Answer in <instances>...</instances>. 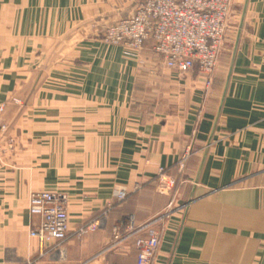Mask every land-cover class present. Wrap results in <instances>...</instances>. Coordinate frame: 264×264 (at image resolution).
I'll list each match as a JSON object with an SVG mask.
<instances>
[{
  "label": "crops",
  "instance_id": "0c3cea01",
  "mask_svg": "<svg viewBox=\"0 0 264 264\" xmlns=\"http://www.w3.org/2000/svg\"><path fill=\"white\" fill-rule=\"evenodd\" d=\"M138 2L0 0V125L14 142L0 157V264H134L130 240L111 246L113 229L124 235L172 198L153 264H264V0L247 1L222 103L232 50L206 88L149 44L129 58L103 42ZM159 168L178 179L163 194ZM41 191L65 197L59 250L29 236L40 217L28 200ZM98 217L100 229L76 234Z\"/></svg>",
  "mask_w": 264,
  "mask_h": 264
},
{
  "label": "built area",
  "instance_id": "2783aa9c",
  "mask_svg": "<svg viewBox=\"0 0 264 264\" xmlns=\"http://www.w3.org/2000/svg\"><path fill=\"white\" fill-rule=\"evenodd\" d=\"M232 0H139L133 14L124 20L106 26L102 40L106 45H119L123 55L138 58L143 46L149 44L152 53L168 70L182 75L196 72L204 78L208 88L213 80L218 56L226 38ZM3 106H0V113ZM7 126L0 125V157L12 151L14 142L6 137ZM190 148L187 146L178 161L181 171ZM156 189L163 194L175 188L178 179L166 175L159 168L156 175ZM135 186L134 189H138ZM119 202L127 200L125 188L114 190ZM173 198L164 213L139 226L130 224L122 235L118 228L112 231L111 246L122 240H130L137 251L134 264H153L162 235L164 220L172 210ZM28 211L40 217L37 227L29 231V236L37 239L41 248L48 244L58 249L68 237L69 219L65 207V197L59 193L36 192L30 194ZM103 225V217L92 219L82 225L77 235L95 232Z\"/></svg>",
  "mask_w": 264,
  "mask_h": 264
},
{
  "label": "rangeland",
  "instance_id": "374dc122",
  "mask_svg": "<svg viewBox=\"0 0 264 264\" xmlns=\"http://www.w3.org/2000/svg\"><path fill=\"white\" fill-rule=\"evenodd\" d=\"M232 2H231L230 13H229L226 38L224 40L221 51L219 53L218 62H217V67L222 63L221 66L223 67V70L227 68L229 56H230L233 43L235 40L236 32H237V27L239 23V15L241 12V8L238 6H234V3Z\"/></svg>",
  "mask_w": 264,
  "mask_h": 264
},
{
  "label": "water",
  "instance_id": "95a60500",
  "mask_svg": "<svg viewBox=\"0 0 264 264\" xmlns=\"http://www.w3.org/2000/svg\"><path fill=\"white\" fill-rule=\"evenodd\" d=\"M247 1L248 0H245L244 5L242 7L241 16H240V20H239V23H238L237 32H236V36H235V40H234V44H233V48H232V53H231V59H230L229 67H228V72H227V75H226V78H225L224 88H223L222 97H221V103H222L223 97H224V95L226 93V89H227V86H228V83H229V80H230V76H231V72H232L233 59H234L236 48L238 46V42H239V39H240V34H241L243 21H244V17H245V12H246ZM220 106H221V104H220ZM219 110H220V107H219ZM215 123H216V121H215ZM210 141H211V136L209 138V141H208L207 145L210 144ZM191 201H192V195L189 197L188 202L185 205V207Z\"/></svg>",
  "mask_w": 264,
  "mask_h": 264
},
{
  "label": "trees",
  "instance_id": "16d2710c",
  "mask_svg": "<svg viewBox=\"0 0 264 264\" xmlns=\"http://www.w3.org/2000/svg\"><path fill=\"white\" fill-rule=\"evenodd\" d=\"M134 248V247H133ZM135 249V248H134ZM136 251V250H135ZM136 256H137V251H136Z\"/></svg>",
  "mask_w": 264,
  "mask_h": 264
}]
</instances>
